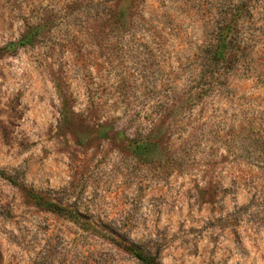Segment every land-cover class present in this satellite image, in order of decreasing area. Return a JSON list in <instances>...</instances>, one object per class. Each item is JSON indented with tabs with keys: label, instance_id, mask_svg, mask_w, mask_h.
Returning <instances> with one entry per match:
<instances>
[{
	"label": "rangeland",
	"instance_id": "rangeland-1",
	"mask_svg": "<svg viewBox=\"0 0 264 264\" xmlns=\"http://www.w3.org/2000/svg\"><path fill=\"white\" fill-rule=\"evenodd\" d=\"M0 171V264H264V0H0Z\"/></svg>",
	"mask_w": 264,
	"mask_h": 264
},
{
	"label": "trees",
	"instance_id": "trees-1",
	"mask_svg": "<svg viewBox=\"0 0 264 264\" xmlns=\"http://www.w3.org/2000/svg\"><path fill=\"white\" fill-rule=\"evenodd\" d=\"M22 43V42H21ZM11 45H13V43H11L8 47H11ZM0 174L1 175H5L4 172L0 171ZM17 183V182H15ZM19 186L26 190L29 195L31 197H33L36 201H40V196L35 193L33 190H29L27 189L25 186L19 184ZM49 208H53L54 207V203L52 202H49ZM126 249L130 250L133 252V254L137 257V259L139 261H141L143 264H162L160 261H159V258L157 255L147 251L142 245L138 244V243H130L128 245L125 246Z\"/></svg>",
	"mask_w": 264,
	"mask_h": 264
}]
</instances>
